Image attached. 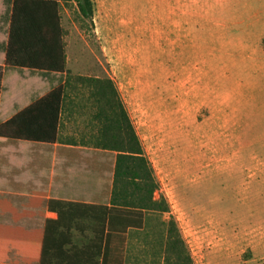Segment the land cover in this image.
<instances>
[{
  "label": "rangeland",
  "instance_id": "374dc122",
  "mask_svg": "<svg viewBox=\"0 0 264 264\" xmlns=\"http://www.w3.org/2000/svg\"><path fill=\"white\" fill-rule=\"evenodd\" d=\"M92 1L93 21L61 5L67 69L114 82L164 219L195 264H264V0H216L195 18V0ZM92 115L76 111L64 139L89 141Z\"/></svg>",
  "mask_w": 264,
  "mask_h": 264
},
{
  "label": "trees",
  "instance_id": "16d2710c",
  "mask_svg": "<svg viewBox=\"0 0 264 264\" xmlns=\"http://www.w3.org/2000/svg\"><path fill=\"white\" fill-rule=\"evenodd\" d=\"M71 1L77 4L84 20L93 21L92 0H13L5 66L65 74L66 79L62 85L1 124L0 138L91 146L117 153L111 206H84L89 213V227L99 231V236L83 249L77 247L72 236L68 243L56 246H69V260L82 256H96L97 260L105 228L120 224L124 228L152 230L153 234L148 238H152L155 248L153 264H194L177 222L172 217L164 219V215L171 212L170 206L164 197L156 198L159 187L152 166L114 82L110 78L73 76L67 69L60 8ZM3 70L0 66V94ZM83 91L88 93L86 98H83ZM85 109L93 114L89 141L78 143L67 137L64 139V131L75 112ZM67 206L64 202H48V208L58 214H62ZM71 206L74 205L69 203ZM48 231L47 226L42 259L46 253ZM93 250H97L96 253Z\"/></svg>",
  "mask_w": 264,
  "mask_h": 264
},
{
  "label": "crops",
  "instance_id": "0c3cea01",
  "mask_svg": "<svg viewBox=\"0 0 264 264\" xmlns=\"http://www.w3.org/2000/svg\"><path fill=\"white\" fill-rule=\"evenodd\" d=\"M215 1L195 0L193 17L197 7ZM12 6L13 0H0V66L4 67L0 125L66 79L65 74L5 66ZM185 25L184 20V29ZM55 75L60 79L52 82L48 76ZM36 80L42 85L35 89L32 84ZM191 96L196 102V96ZM210 119L219 124L227 122L220 113H213ZM116 159L117 153L109 150L0 138V264H153L155 248L152 238H148L153 233L146 228H124L116 223L105 228L97 260L96 256L69 260V246L56 247L68 243L72 236L77 247L83 249L99 236V231L89 227V213L84 206H111ZM49 201L68 206L58 214L48 208ZM69 203L74 206L69 207Z\"/></svg>",
  "mask_w": 264,
  "mask_h": 264
}]
</instances>
